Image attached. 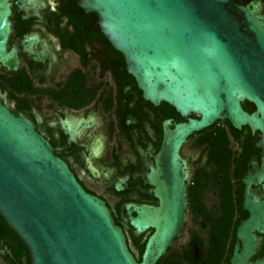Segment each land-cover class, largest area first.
<instances>
[{
    "label": "water",
    "instance_id": "1",
    "mask_svg": "<svg viewBox=\"0 0 264 264\" xmlns=\"http://www.w3.org/2000/svg\"><path fill=\"white\" fill-rule=\"evenodd\" d=\"M21 1L16 4L22 19L34 15L39 17L34 21L46 24L47 14L39 11L48 9L47 0ZM10 4L0 0V67L16 71L21 58H27L30 69L44 81L59 62L44 35L24 34L26 42L6 52L11 23L4 19ZM75 5L98 15L91 21L124 54L127 67H117L134 75L144 100L156 109L166 101L188 118L177 124L171 123L173 118L162 120L165 134L154 155L157 169L151 167L145 181L141 176L144 185H157L161 204L125 203L137 235L154 231L138 260L109 204L82 185L31 119L1 98L0 217L27 246L31 264H158L186 220L192 161L181 156L183 143L195 132L228 120L238 130L248 125L252 138L259 130L262 138L255 147L264 148V0H78ZM244 101L253 103L255 110H246ZM261 153L264 158V150ZM248 165L242 194L250 216L239 224L231 260L264 264L248 261L256 252L253 230L258 226L264 231V199L258 201L249 192L252 183L263 182L264 162L260 168L250 158Z\"/></svg>",
    "mask_w": 264,
    "mask_h": 264
},
{
    "label": "flooded vegetation",
    "instance_id": "2",
    "mask_svg": "<svg viewBox=\"0 0 264 264\" xmlns=\"http://www.w3.org/2000/svg\"><path fill=\"white\" fill-rule=\"evenodd\" d=\"M16 1L22 5L21 0H6V4L12 3L10 15L4 19L11 23L6 52L26 42L24 34L39 32L52 45L59 62L53 63V72L44 81L30 69L27 58H21L16 71L0 67V98L14 112L31 119L82 185L109 204L130 248L139 253L138 246L144 243L145 249L154 228L137 235L125 203L161 204L154 190L157 185H144L143 181L151 176V167L157 169L154 155L163 145V121L173 118L171 123L177 124L188 118L166 101L158 104L157 110L152 101L144 100L134 75L123 69L127 67L124 54L91 21L98 15H88L75 5L78 0H47L48 9L39 11L47 14L46 24L34 21L39 20L34 15L22 19ZM119 63L123 67H117ZM220 121L230 134L228 167L223 169L221 161L212 157L214 152L218 154V121L195 132L180 148L181 156L192 161L186 183V220L158 264H233L239 224L250 216V211L244 210L243 177L248 174L250 158L262 168L264 148L255 147L262 138L259 130L252 138L248 125L235 131L228 120ZM150 145L153 155L147 149ZM263 183H252L249 188L258 201L264 199ZM253 235L256 252L248 261L263 263L264 231L257 226ZM239 243L241 252L242 238ZM0 264H31L27 246L10 227L0 232Z\"/></svg>",
    "mask_w": 264,
    "mask_h": 264
},
{
    "label": "trees",
    "instance_id": "3",
    "mask_svg": "<svg viewBox=\"0 0 264 264\" xmlns=\"http://www.w3.org/2000/svg\"><path fill=\"white\" fill-rule=\"evenodd\" d=\"M238 3L241 4H247L249 1L251 0H235ZM96 15V13H94ZM244 108L250 112H252L255 109V106L253 105V103L249 102V101H244L243 102ZM233 130L235 131H239L237 128H235L229 121H226ZM218 126L219 128V135L217 136V139L215 140V144L218 145V154L217 152L212 154L213 158H216L218 160L221 161V165L223 167V169H225L226 167H228V164H226V160L228 159L229 155L227 154V144L230 141V134H229V130L225 124L224 121H218L215 126ZM6 229H9V227L7 226V224L4 222V220L0 217V232L4 231ZM139 247V253H137L135 251V249L133 247H131L132 251H134L136 253V257L138 260H141V254L144 250V243Z\"/></svg>",
    "mask_w": 264,
    "mask_h": 264
}]
</instances>
